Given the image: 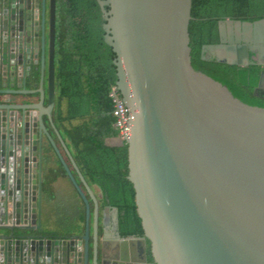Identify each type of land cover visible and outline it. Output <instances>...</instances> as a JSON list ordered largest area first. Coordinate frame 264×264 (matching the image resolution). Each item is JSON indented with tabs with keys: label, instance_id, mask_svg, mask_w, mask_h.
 Masks as SVG:
<instances>
[{
	"label": "water",
	"instance_id": "water-1",
	"mask_svg": "<svg viewBox=\"0 0 264 264\" xmlns=\"http://www.w3.org/2000/svg\"><path fill=\"white\" fill-rule=\"evenodd\" d=\"M98 2L117 54L129 113L119 145L145 233L118 240L138 242L145 264H264V109L192 68L190 0ZM219 34L203 60L264 66V19L226 18ZM55 41L56 0H0V264H97L98 202L53 121ZM254 95L264 100V70ZM45 140L85 206L80 236L42 235Z\"/></svg>",
	"mask_w": 264,
	"mask_h": 264
},
{
	"label": "trees",
	"instance_id": "trees-1",
	"mask_svg": "<svg viewBox=\"0 0 264 264\" xmlns=\"http://www.w3.org/2000/svg\"><path fill=\"white\" fill-rule=\"evenodd\" d=\"M189 15L187 30L192 68L225 86L242 104L264 109V100L254 95L264 66L241 67L201 58L203 46L219 44L220 21L226 18L247 22L264 19V0H190ZM105 24L98 0H56L53 121L86 183L100 192L99 213L105 208L115 209L119 236L144 238L135 191L127 180V144L107 143V140L120 137L110 94L115 90L116 96L122 97L116 87L114 61L117 54L105 41ZM39 75L36 71L35 76ZM47 125L76 177L51 125ZM61 179L72 187L79 209L73 204L67 209L57 202L55 185ZM41 191L42 235L52 240L82 235L85 206L48 140H45L42 154ZM100 233L98 229V235ZM146 249L148 261L153 263L148 240Z\"/></svg>",
	"mask_w": 264,
	"mask_h": 264
},
{
	"label": "crops",
	"instance_id": "crops-1",
	"mask_svg": "<svg viewBox=\"0 0 264 264\" xmlns=\"http://www.w3.org/2000/svg\"><path fill=\"white\" fill-rule=\"evenodd\" d=\"M55 188L56 193L58 194L57 202L64 205L67 209L70 208V204H73L76 209L80 208L79 205H77L74 191L66 180H59L56 183ZM90 188L95 199H101V194L98 189L94 187ZM90 208V211L92 212V204ZM78 215H80V213H78ZM67 216L70 215L67 214ZM115 217L116 215L113 209L105 208L100 213L98 211V229H100L101 233L98 235L97 264H145L143 262V255L138 242L123 243L118 240L116 236L117 229ZM89 242L91 245V238Z\"/></svg>",
	"mask_w": 264,
	"mask_h": 264
},
{
	"label": "built area",
	"instance_id": "built-area-1",
	"mask_svg": "<svg viewBox=\"0 0 264 264\" xmlns=\"http://www.w3.org/2000/svg\"><path fill=\"white\" fill-rule=\"evenodd\" d=\"M113 90L110 94L114 103L113 115L116 117L115 127L119 129L121 138L129 131V113L123 101L118 98Z\"/></svg>",
	"mask_w": 264,
	"mask_h": 264
},
{
	"label": "flooded vegetation",
	"instance_id": "flooded-vegetation-1",
	"mask_svg": "<svg viewBox=\"0 0 264 264\" xmlns=\"http://www.w3.org/2000/svg\"><path fill=\"white\" fill-rule=\"evenodd\" d=\"M225 27H226V25H225ZM254 45H255V43H254ZM256 45H257L258 47H259V46H264V38L261 40V42H256ZM259 54H260V49H259V48L254 52V54L249 53L250 57H253L254 59H258ZM31 57H32V56H31ZM30 60H34V59L31 58ZM261 61L264 62V59L261 60ZM146 250H147V249H146Z\"/></svg>",
	"mask_w": 264,
	"mask_h": 264
},
{
	"label": "rangeland",
	"instance_id": "rangeland-1",
	"mask_svg": "<svg viewBox=\"0 0 264 264\" xmlns=\"http://www.w3.org/2000/svg\"><path fill=\"white\" fill-rule=\"evenodd\" d=\"M225 32L226 33H229L230 32V29H229V27L227 26V27H225ZM121 136L120 137H118V138H115V139H110V140H107V143L109 144V145H119L120 144V141H121Z\"/></svg>",
	"mask_w": 264,
	"mask_h": 264
}]
</instances>
